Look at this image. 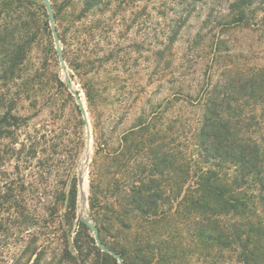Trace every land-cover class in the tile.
Returning <instances> with one entry per match:
<instances>
[{
  "label": "rangeland",
  "instance_id": "374dc122",
  "mask_svg": "<svg viewBox=\"0 0 264 264\" xmlns=\"http://www.w3.org/2000/svg\"><path fill=\"white\" fill-rule=\"evenodd\" d=\"M50 1L59 6L66 0ZM228 1L103 0L88 13L85 45L61 41L73 89L87 111L88 142L43 1L0 0V33L6 37L0 60L19 48L25 53L13 73H0V264H119L92 241L91 229L79 226L88 215L96 224L92 173L99 175L102 191L117 182L121 195L129 192L131 177L147 160L130 143L145 115L156 128L149 134L160 131L175 141L176 151L193 153L186 140L199 126L204 93L232 69L264 65V26L220 32L215 25L225 20ZM73 8L78 12L82 4L62 9L55 22L61 32ZM257 18H264V10ZM219 38L229 53L216 52ZM74 185L73 217L68 206ZM106 215L100 211L102 235L110 246L127 250L129 264H141L144 256L134 251L136 232L155 242L157 233L164 236L173 227L184 231L169 220L145 223L137 212L118 222ZM179 246H186L184 239ZM180 263L210 264L198 254Z\"/></svg>",
  "mask_w": 264,
  "mask_h": 264
},
{
  "label": "trees",
  "instance_id": "16d2710c",
  "mask_svg": "<svg viewBox=\"0 0 264 264\" xmlns=\"http://www.w3.org/2000/svg\"><path fill=\"white\" fill-rule=\"evenodd\" d=\"M102 1L66 0L59 6L53 3L55 22L65 6L82 4L80 11L73 8L67 12V26L62 32L56 26L60 42L70 39L84 46L83 20ZM263 10L264 0H232L225 20L215 21V25L220 32L263 27L264 18H257ZM4 39L0 33V42ZM214 46L216 52H230L220 38ZM63 55L66 59V52ZM8 56L6 61L0 60L3 75L13 73L25 60L22 48L13 57ZM204 94L199 100L203 108L199 126L186 140L194 147L193 153L188 149L176 151L175 141L160 131L149 134L151 127L156 128L154 119L145 115L138 130L131 132L130 143L147 160L131 177L129 192L121 195L117 182L102 191L99 175L92 173L91 214L103 243L119 253L125 264L130 258L127 250L110 246L102 235V210L107 212L106 218L116 222L135 218L137 212L148 224L169 220L174 226L183 225L184 231L173 227L164 236L153 228L150 233L159 236L155 242L150 234L136 232L138 246L134 251L144 254L141 264H181L189 254H198L200 260L210 264H264V65L232 69L224 82ZM76 193L74 185L68 206L73 217ZM79 226L85 232L89 230L81 221ZM182 239L186 246L180 247ZM92 241L96 243L94 238ZM76 247L82 253L78 241Z\"/></svg>",
  "mask_w": 264,
  "mask_h": 264
},
{
  "label": "water",
  "instance_id": "95a60500",
  "mask_svg": "<svg viewBox=\"0 0 264 264\" xmlns=\"http://www.w3.org/2000/svg\"><path fill=\"white\" fill-rule=\"evenodd\" d=\"M42 1H43L44 5L46 6L47 11H48V15H49V18H50V23H51V27H52V31H53V35H54L56 51L58 53V57H59V60H60L61 67H62V69H63V71L65 73L67 84H68L69 88L73 91V94H74V96L76 97V99L78 101L79 108H80L81 113L83 115V118L85 120V124H86L87 131H88L87 132V139H88V142H89L90 139H91V133H90V125H89V121H88L87 111H86V109L84 107V104H83V101H82L80 93L73 89L72 82H71V80L69 78V75H68V72H67L65 58H64V55H63V49L61 47V42H60V39H59V35H58L56 23H55V14H54V10H53V7H52V3H51L50 0H42ZM83 222L89 229H91L94 232L95 241H96V244H97L98 248L102 252L108 253L112 257H114L119 262V264H125L122 256L119 253H117L114 250L108 248L103 243V241L101 239V236H100L99 229H98L97 225L94 224V222L92 221L91 216L88 215L87 218H85L83 220Z\"/></svg>",
  "mask_w": 264,
  "mask_h": 264
}]
</instances>
